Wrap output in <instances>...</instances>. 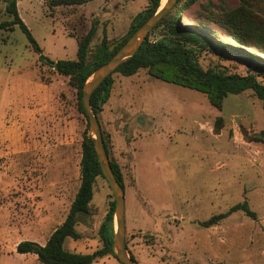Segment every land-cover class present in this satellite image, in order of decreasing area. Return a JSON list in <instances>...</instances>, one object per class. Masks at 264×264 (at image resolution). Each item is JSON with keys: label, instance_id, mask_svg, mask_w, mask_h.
Wrapping results in <instances>:
<instances>
[{"label": "rangeland", "instance_id": "obj_1", "mask_svg": "<svg viewBox=\"0 0 264 264\" xmlns=\"http://www.w3.org/2000/svg\"><path fill=\"white\" fill-rule=\"evenodd\" d=\"M240 3L192 0L177 13L183 23L205 26L229 46L224 48H234L239 43L209 15ZM148 4L19 0V14L48 61L18 25L0 29V264H44L34 253L17 252V244H44L65 220L81 184L88 119L77 88L51 61L76 59L78 41L93 25L91 52L104 35L120 42ZM12 19L0 0V23ZM159 34L158 28L151 39ZM241 47L264 61V53ZM199 59L205 68L252 73L264 84V68L234 53L201 49ZM113 79L99 120L110 160L123 173L126 241L138 264H264V142L249 138L264 130L262 100L249 89L228 94L219 110L205 93L147 69L114 73ZM112 200L108 180L99 176L90 212L76 225L81 236L68 237L66 249L91 253L103 247L99 229ZM244 201L257 219L240 210L216 225L202 224ZM93 264L123 263L108 254Z\"/></svg>", "mask_w": 264, "mask_h": 264}, {"label": "trees", "instance_id": "obj_2", "mask_svg": "<svg viewBox=\"0 0 264 264\" xmlns=\"http://www.w3.org/2000/svg\"><path fill=\"white\" fill-rule=\"evenodd\" d=\"M18 1L4 0L6 11L13 16V19L1 22L0 29H13L15 25H18L26 34L34 50L39 54V58L45 60L46 56L43 54V49L19 14ZM90 1L92 0H51V4L58 6L84 4ZM191 1L178 0L176 4L168 9L147 35L138 51L121 63L113 74L121 73L124 76H131L140 69H147L156 78L205 93L210 103L219 110H222L224 99L228 94H240L251 89L262 100L264 109V84L257 79L256 75L252 73L247 75L230 73L226 68H221L219 65L205 68L199 59L201 49L213 52H217V50L228 51L238 55L248 64H255L256 68H264L263 60L254 58L255 56H251L252 53L241 47L245 46L250 50H258L264 53V0H240V5L234 9H222L221 12L209 13V18L223 28L231 36V39L239 43V46L234 48H224L229 46H225V43L216 39L213 32L207 27H199L197 24L192 25L181 21L177 10L184 11L188 9V3ZM161 4L162 0H149L148 6L133 19L128 34L118 42L113 50L110 47L116 42L111 41L107 35H104L101 44L94 52H91V43L97 33V27L93 25L88 33L78 41L76 59H59L56 61V71L59 74L68 76L70 84L77 88L79 109L86 117L82 101V89L85 82L99 66L111 59L144 22L158 11ZM254 10H259L261 15L254 13ZM158 28L160 29L159 36L151 39V34ZM113 74L100 84L91 97V105L98 119L99 113L110 97L114 83ZM89 131V123H87L82 142L81 184L65 220L52 232L44 244L34 240H22L17 244V252L34 253L44 264H93L98 258L115 254L113 246L115 199L111 201L110 209L99 229L103 247L91 253H80L70 251L64 245L68 237L80 238L81 235L77 231L76 225L83 215L90 212L97 178L99 176L106 178L102 172ZM103 138L109 154L104 135ZM249 138L250 140L264 142V130ZM111 165L117 179L125 188L119 163L111 160ZM240 210L245 211L254 219L258 217L257 213L251 210L249 204L244 201L233 205L227 212L210 217L202 224L205 227L216 225L233 212ZM131 255L136 260L134 255Z\"/></svg>", "mask_w": 264, "mask_h": 264}, {"label": "water", "instance_id": "obj_3", "mask_svg": "<svg viewBox=\"0 0 264 264\" xmlns=\"http://www.w3.org/2000/svg\"><path fill=\"white\" fill-rule=\"evenodd\" d=\"M178 0H167L162 3L156 13H154L146 22H144L118 49L109 61L99 66L85 82L82 89L83 106L88 118L89 130L92 136L98 160L101 165L102 172L112 189L115 205V236H114V251L117 258L123 264H138L128 250L126 241V202L125 190L120 181L117 179L108 151L105 146L101 123L98 116L93 111L91 105V97L100 84L123 63L126 59L132 57L140 48L143 41L146 39L150 31L161 20L164 13L170 9ZM118 42L111 45L113 50ZM48 61L47 58H45ZM51 64L56 67L57 62L51 61Z\"/></svg>", "mask_w": 264, "mask_h": 264}, {"label": "bare ground", "instance_id": "obj_4", "mask_svg": "<svg viewBox=\"0 0 264 264\" xmlns=\"http://www.w3.org/2000/svg\"><path fill=\"white\" fill-rule=\"evenodd\" d=\"M167 0H162V3L164 4Z\"/></svg>", "mask_w": 264, "mask_h": 264}]
</instances>
